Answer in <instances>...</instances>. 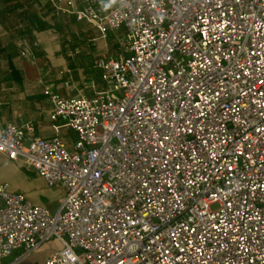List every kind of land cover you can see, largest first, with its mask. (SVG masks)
<instances>
[{
    "label": "built area",
    "instance_id": "2783aa9c",
    "mask_svg": "<svg viewBox=\"0 0 264 264\" xmlns=\"http://www.w3.org/2000/svg\"><path fill=\"white\" fill-rule=\"evenodd\" d=\"M74 15L101 39L124 30L122 53L96 62L92 96L45 89L72 149L0 117V154L66 191L52 213L0 184V264L46 246L43 264H264V0Z\"/></svg>",
    "mask_w": 264,
    "mask_h": 264
},
{
    "label": "crops",
    "instance_id": "0c3cea01",
    "mask_svg": "<svg viewBox=\"0 0 264 264\" xmlns=\"http://www.w3.org/2000/svg\"><path fill=\"white\" fill-rule=\"evenodd\" d=\"M85 6L86 0H0V117L4 124H33L34 135L43 139L59 136L69 149L77 134L51 120L45 89L62 98L103 90L102 72L95 64L117 58L125 38V31L118 30L101 39L95 27L77 21L74 12ZM0 184H9L12 191L52 213L59 210L66 193L1 154ZM51 248L45 247L47 255Z\"/></svg>",
    "mask_w": 264,
    "mask_h": 264
},
{
    "label": "rangeland",
    "instance_id": "374dc122",
    "mask_svg": "<svg viewBox=\"0 0 264 264\" xmlns=\"http://www.w3.org/2000/svg\"><path fill=\"white\" fill-rule=\"evenodd\" d=\"M213 209L216 210L217 209V206H214ZM45 250H46L45 248L41 249L39 252H37L36 254H34L33 256H31L25 262V264H43L44 261H45V258L47 256V251H45Z\"/></svg>",
    "mask_w": 264,
    "mask_h": 264
},
{
    "label": "clouds",
    "instance_id": "9594fccd",
    "mask_svg": "<svg viewBox=\"0 0 264 264\" xmlns=\"http://www.w3.org/2000/svg\"><path fill=\"white\" fill-rule=\"evenodd\" d=\"M114 3H116V0H109V2L105 3L104 0H101L102 8L104 10H107L110 8Z\"/></svg>",
    "mask_w": 264,
    "mask_h": 264
}]
</instances>
